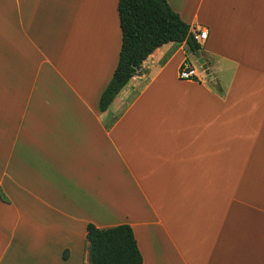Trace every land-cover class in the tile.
<instances>
[{"label": "crops", "instance_id": "0c3cea01", "mask_svg": "<svg viewBox=\"0 0 264 264\" xmlns=\"http://www.w3.org/2000/svg\"><path fill=\"white\" fill-rule=\"evenodd\" d=\"M119 0H0V264H84L89 224L143 264H264V0H167V44L107 111Z\"/></svg>", "mask_w": 264, "mask_h": 264}, {"label": "trees", "instance_id": "16d2710c", "mask_svg": "<svg viewBox=\"0 0 264 264\" xmlns=\"http://www.w3.org/2000/svg\"><path fill=\"white\" fill-rule=\"evenodd\" d=\"M122 32L119 62L112 80L100 98V110L107 111L121 90L136 76L143 63L167 44H183L189 54L200 52L190 26L167 0H119ZM0 199H7L0 193ZM84 264H143L133 229L127 224L99 229L89 224Z\"/></svg>", "mask_w": 264, "mask_h": 264}, {"label": "built area", "instance_id": "2783aa9c", "mask_svg": "<svg viewBox=\"0 0 264 264\" xmlns=\"http://www.w3.org/2000/svg\"><path fill=\"white\" fill-rule=\"evenodd\" d=\"M195 39L202 44L208 38V31L200 29L192 32ZM206 75L205 71L195 65L190 59H186L180 66L178 77L183 81L202 82V76Z\"/></svg>", "mask_w": 264, "mask_h": 264}, {"label": "water", "instance_id": "95a60500", "mask_svg": "<svg viewBox=\"0 0 264 264\" xmlns=\"http://www.w3.org/2000/svg\"><path fill=\"white\" fill-rule=\"evenodd\" d=\"M195 58L198 59V64L201 66V68L205 71V74H209L208 65L206 64L205 60L201 58L200 52H197L194 54Z\"/></svg>", "mask_w": 264, "mask_h": 264}]
</instances>
